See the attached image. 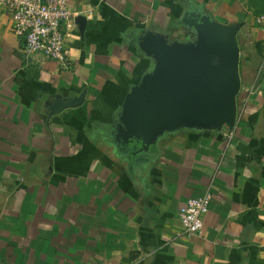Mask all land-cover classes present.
<instances>
[{"label": "crops", "instance_id": "1", "mask_svg": "<svg viewBox=\"0 0 264 264\" xmlns=\"http://www.w3.org/2000/svg\"><path fill=\"white\" fill-rule=\"evenodd\" d=\"M70 5L67 69L29 64L0 7V264H264V24L245 0ZM203 15L238 28L236 123H183L145 147L123 120L159 72L143 39L190 48ZM206 192L203 234L177 236Z\"/></svg>", "mask_w": 264, "mask_h": 264}, {"label": "water", "instance_id": "2", "mask_svg": "<svg viewBox=\"0 0 264 264\" xmlns=\"http://www.w3.org/2000/svg\"><path fill=\"white\" fill-rule=\"evenodd\" d=\"M85 17L78 18L83 26ZM197 40L187 49L148 33L142 48L158 61L159 72L148 76L128 95L123 120L127 135L148 147L166 129L200 123L233 128L241 89V49L236 25L208 15L193 21Z\"/></svg>", "mask_w": 264, "mask_h": 264}, {"label": "built area", "instance_id": "3", "mask_svg": "<svg viewBox=\"0 0 264 264\" xmlns=\"http://www.w3.org/2000/svg\"><path fill=\"white\" fill-rule=\"evenodd\" d=\"M11 17L12 30L22 41V52L29 64L51 61L58 69L70 67L68 36L75 13L70 0H0ZM256 20L264 24V15ZM210 194L193 197L179 209V237L203 234L204 217Z\"/></svg>", "mask_w": 264, "mask_h": 264}, {"label": "trees", "instance_id": "4", "mask_svg": "<svg viewBox=\"0 0 264 264\" xmlns=\"http://www.w3.org/2000/svg\"><path fill=\"white\" fill-rule=\"evenodd\" d=\"M253 4H255V6L260 9L263 10L264 9V0H254ZM242 44L240 43V49H242ZM247 62V58L241 56L240 57V74H243V70H245V68L247 67L246 65Z\"/></svg>", "mask_w": 264, "mask_h": 264}, {"label": "rangeland", "instance_id": "5", "mask_svg": "<svg viewBox=\"0 0 264 264\" xmlns=\"http://www.w3.org/2000/svg\"><path fill=\"white\" fill-rule=\"evenodd\" d=\"M254 0H245V3L247 4L248 8L250 9V11H252V13L254 14V16H259V15H264V9L260 10L258 9L255 4H253Z\"/></svg>", "mask_w": 264, "mask_h": 264}]
</instances>
